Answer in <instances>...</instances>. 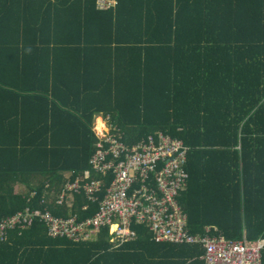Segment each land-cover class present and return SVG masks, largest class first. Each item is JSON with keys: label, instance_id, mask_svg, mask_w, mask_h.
Instances as JSON below:
<instances>
[{"label": "trees", "instance_id": "obj_1", "mask_svg": "<svg viewBox=\"0 0 264 264\" xmlns=\"http://www.w3.org/2000/svg\"><path fill=\"white\" fill-rule=\"evenodd\" d=\"M99 115L129 146L163 131L190 148L192 234L264 238V0H0V219L67 214L49 192L100 178ZM75 198L81 218L99 210ZM134 226L113 249L106 229L73 243L34 221L0 241V264H205L201 244Z\"/></svg>", "mask_w": 264, "mask_h": 264}, {"label": "built area", "instance_id": "obj_2", "mask_svg": "<svg viewBox=\"0 0 264 264\" xmlns=\"http://www.w3.org/2000/svg\"><path fill=\"white\" fill-rule=\"evenodd\" d=\"M93 129L98 141L90 163L100 178L90 179L86 172L84 177L67 181L60 193H47L56 209L67 214L55 215L39 205L0 219V241L7 240L10 229H26L39 221L50 238L73 243L98 240L106 229L113 249H117L138 238L134 225L145 224L155 242L201 244L205 264H264V238L230 240L223 234H210V227L205 235L189 231L187 214L178 202L187 187L190 149L181 139L156 131L129 146L123 130L109 115L96 117ZM82 191L87 201L83 211L100 206L88 218H81L76 208L75 196Z\"/></svg>", "mask_w": 264, "mask_h": 264}]
</instances>
